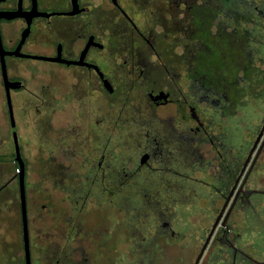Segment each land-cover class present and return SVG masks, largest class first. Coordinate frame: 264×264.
<instances>
[{
	"label": "flooded vegetation",
	"instance_id": "flooded-vegetation-1",
	"mask_svg": "<svg viewBox=\"0 0 264 264\" xmlns=\"http://www.w3.org/2000/svg\"><path fill=\"white\" fill-rule=\"evenodd\" d=\"M0 38L9 78L19 82L14 114L47 127L57 143L40 167L25 164L31 264H264V250L238 239L236 214L256 192L246 177L264 157V117L240 171L229 162L227 193L199 206L211 213L174 227L179 201L161 193L173 175L201 170L221 169L224 182L227 145L208 110L225 116L228 93L242 90L240 64L226 70L231 45L249 49L244 79L264 80V0H0ZM0 86L9 112L1 56ZM95 124L109 133L91 166L60 138L66 127ZM1 158L0 264H27L21 169L4 172ZM105 210L118 221L92 222ZM189 222L201 224L196 242L179 245Z\"/></svg>",
	"mask_w": 264,
	"mask_h": 264
},
{
	"label": "rangeland",
	"instance_id": "rangeland-1",
	"mask_svg": "<svg viewBox=\"0 0 264 264\" xmlns=\"http://www.w3.org/2000/svg\"><path fill=\"white\" fill-rule=\"evenodd\" d=\"M243 46L244 51L237 52L235 46H230L227 49L226 57V70L231 71L233 74L236 64H240L239 72L236 74L243 75L240 80H243L241 85L242 90L237 91V93L231 91L228 93L230 98L233 100L234 104L228 107L226 110V115H221V109L208 110V115L214 118V122H220L221 132L224 136L227 148L225 150V160L226 165L224 168V182H222V172L221 169L217 174L214 172H204L197 174L196 172L183 175H173L170 183L167 186L161 188L162 197H176L179 201L176 205V210L178 211L175 221L173 222L174 227L179 221H187L189 219V214L201 213H211L213 206L199 207L200 205L208 204L214 198L221 196L223 193H227L229 190L230 183L233 182V174L235 172V167L229 168V162L235 161L238 171H240L242 163L245 161L247 154L251 148V139L255 137L260 128L261 123H263L264 117V80L263 77L259 80L253 78L244 79V76L251 74V56L249 55V49L246 50ZM260 54L264 55V46L260 45L258 47ZM237 54V57L235 56ZM241 54L239 57L238 55ZM25 61H37L36 59H26ZM230 74V75H231ZM235 77L230 78V82L233 81ZM246 80V81H245ZM252 83V86H250ZM246 84V85H245ZM254 84V86H253ZM230 85V84H228ZM232 85V84H231ZM263 86V88H262ZM252 87V89H250ZM0 99H3L4 113L2 119L0 117V151L2 153L1 160L3 161V171L9 170L10 167L13 168V173L19 170V164H15L14 160V135L11 131V123L9 119V112L5 108V93L4 89L0 86ZM237 98V101H235ZM1 103V101H0ZM2 105V104H1ZM0 105V108H2ZM16 128L19 133V146L21 148L22 157L25 161L28 171L30 172V164L32 166H39L42 160L39 156L44 153V149L51 150L53 144L57 145L56 141L52 140L51 136L47 135V127L43 125H29L25 126L21 120V112L16 111ZM61 128L57 126V129ZM116 129V128H115ZM119 130L121 128L119 127ZM58 131V130H57ZM56 131V132H57ZM61 140L63 142H72L76 146V150L83 157L85 162L91 166H96L95 162L98 159L94 157V153L101 147L104 146V140L108 136V130L102 125L98 124L89 126H76L70 130L66 127L62 130ZM220 132V131H219ZM58 140V137H57ZM29 151L27 152V150ZM32 150L35 153H32ZM39 150V151H38ZM133 153V152H132ZM44 155V154H43ZM47 154H45V158ZM229 174V177L225 173ZM95 172V171H94ZM12 173V174H13ZM247 174V173H246ZM40 178V174H33V181H37ZM246 187L249 190L255 189L250 199V207H244L242 205L237 206L236 214L242 218L239 222V231L241 232L240 239L241 244L251 245L255 248V252L259 255L262 250H264V157L260 159L248 172L246 177ZM166 184V183H165ZM222 184V185H221ZM170 185V186H169ZM39 187V186H38ZM29 188L33 189L31 185ZM37 187H34L36 189ZM259 191V192H258ZM97 197H103L104 193L101 188L94 190ZM110 193V192H109ZM110 214L115 217L112 219ZM95 215L92 218V222L102 218L104 224H109L111 222L118 221V215L109 210L93 212ZM98 216V217H97ZM209 221H207L208 223ZM116 223V222H115ZM200 223H186L185 230L181 237L176 239V243L182 245L184 243L195 244L194 239L198 235V230L201 227ZM203 230L201 231V233ZM153 233V231H152ZM150 236V235H148ZM224 245V243H220ZM234 247L237 245H233Z\"/></svg>",
	"mask_w": 264,
	"mask_h": 264
},
{
	"label": "water",
	"instance_id": "water-1",
	"mask_svg": "<svg viewBox=\"0 0 264 264\" xmlns=\"http://www.w3.org/2000/svg\"><path fill=\"white\" fill-rule=\"evenodd\" d=\"M7 53L8 52L5 50V48L2 44L1 38H0L1 68H2L4 86H5L6 93H7V102H8V106H9L10 119H11V123H12V127H13L14 139H15V143H16L17 160L19 162V166L21 169L20 184H21L22 209H23V220H24L26 262H27V264H31V251H30V242H29V235H28V217H27L26 188H25V163H24V160H23V158L21 156V152H20L18 134H17V129H16L14 107H13L12 95H11V90L14 88H18L19 82H14V81L10 80V78H9L7 61H6V54ZM12 54L17 55V53H12ZM32 57L42 58L41 56H32ZM263 133H264V127H263V130L261 132V135H263Z\"/></svg>",
	"mask_w": 264,
	"mask_h": 264
},
{
	"label": "crops",
	"instance_id": "crops-1",
	"mask_svg": "<svg viewBox=\"0 0 264 264\" xmlns=\"http://www.w3.org/2000/svg\"><path fill=\"white\" fill-rule=\"evenodd\" d=\"M0 101H1L0 105L2 104V105H1L2 108H0V117H1V119H2V115H3V113H4V112H3V111H4L3 99L1 98ZM5 108H6V105H5ZM6 109H7V108H6ZM7 113H8V111H7Z\"/></svg>",
	"mask_w": 264,
	"mask_h": 264
},
{
	"label": "trees",
	"instance_id": "trees-1",
	"mask_svg": "<svg viewBox=\"0 0 264 264\" xmlns=\"http://www.w3.org/2000/svg\"><path fill=\"white\" fill-rule=\"evenodd\" d=\"M18 165V164H17ZM19 167V166H18ZM20 169V168H19Z\"/></svg>",
	"mask_w": 264,
	"mask_h": 264
}]
</instances>
